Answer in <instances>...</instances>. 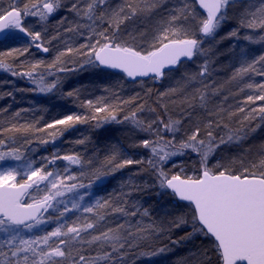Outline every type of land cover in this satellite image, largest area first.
<instances>
[{
  "label": "snow or ice",
  "instance_id": "1",
  "mask_svg": "<svg viewBox=\"0 0 264 264\" xmlns=\"http://www.w3.org/2000/svg\"><path fill=\"white\" fill-rule=\"evenodd\" d=\"M0 72V264H264V0H0Z\"/></svg>",
  "mask_w": 264,
  "mask_h": 264
},
{
  "label": "trees",
  "instance_id": "2",
  "mask_svg": "<svg viewBox=\"0 0 264 264\" xmlns=\"http://www.w3.org/2000/svg\"><path fill=\"white\" fill-rule=\"evenodd\" d=\"M5 78V74L3 73V72H0V80H2V79H4ZM17 87H29V85L27 84V82H25V81H18L17 82ZM32 97L31 96H29V95H26L25 97H24V99L25 100H27V99H31ZM21 98H20V96H17V100H20ZM7 103H9V101L8 100H6V99H0V107H4V106H6V104ZM18 107H25V106H27L26 104H24V103H21V104H19V105H17ZM81 131H84V129L82 128L81 129ZM76 135H78V134H76ZM69 138H75V135L73 136V137H66L65 139H69ZM258 142V141H257ZM126 175V174H125ZM120 177L119 176H117V179H119ZM115 183H116V181H113V185H115ZM187 254V250L186 249H178L177 250V252H176V255L175 256H173V257H171V259H173V260H175V259H177L178 257H180V256H184V255H186Z\"/></svg>",
  "mask_w": 264,
  "mask_h": 264
}]
</instances>
